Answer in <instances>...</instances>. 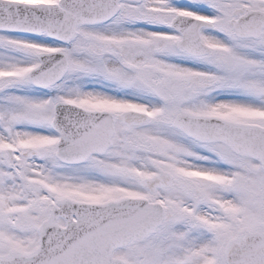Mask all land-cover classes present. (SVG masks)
Segmentation results:
<instances>
[{"label":"snow or ice","instance_id":"snow-or-ice-1","mask_svg":"<svg viewBox=\"0 0 264 264\" xmlns=\"http://www.w3.org/2000/svg\"><path fill=\"white\" fill-rule=\"evenodd\" d=\"M0 264H264V0H0Z\"/></svg>","mask_w":264,"mask_h":264}]
</instances>
